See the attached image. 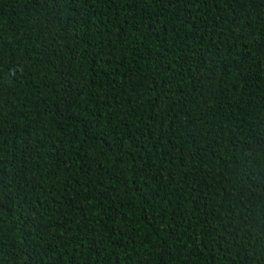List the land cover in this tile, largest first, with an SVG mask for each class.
<instances>
[{"label": "trees", "instance_id": "trees-1", "mask_svg": "<svg viewBox=\"0 0 264 264\" xmlns=\"http://www.w3.org/2000/svg\"><path fill=\"white\" fill-rule=\"evenodd\" d=\"M0 264H264V0H0Z\"/></svg>", "mask_w": 264, "mask_h": 264}]
</instances>
